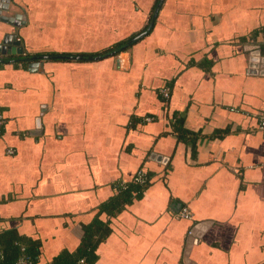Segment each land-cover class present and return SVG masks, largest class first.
Returning <instances> with one entry per match:
<instances>
[{
	"label": "crops",
	"instance_id": "obj_1",
	"mask_svg": "<svg viewBox=\"0 0 264 264\" xmlns=\"http://www.w3.org/2000/svg\"><path fill=\"white\" fill-rule=\"evenodd\" d=\"M158 1L0 0L17 22L0 20V44L23 49L0 53L2 245L11 233L50 264L97 219L94 264H264V75L249 60L264 0H161L144 36L88 59L145 32ZM43 55L85 59L30 70ZM139 172L141 193L100 212Z\"/></svg>",
	"mask_w": 264,
	"mask_h": 264
},
{
	"label": "trees",
	"instance_id": "obj_2",
	"mask_svg": "<svg viewBox=\"0 0 264 264\" xmlns=\"http://www.w3.org/2000/svg\"><path fill=\"white\" fill-rule=\"evenodd\" d=\"M127 42L128 40L118 42L112 45L111 47H109L108 49H106L105 51H103V53H101L102 55L101 54L99 55H101V57L115 56L119 51H124L127 49L126 47H124V45ZM30 57H34V56H30ZM27 58H29V56L24 58L25 61H27ZM24 59L22 61H24ZM163 99L165 100L166 98L163 97ZM178 129L181 130L180 127ZM146 181H147V177H145V181L142 184L129 183L123 186H119L117 195L113 197L108 204L102 205V207L100 208L101 210L100 212L102 213L106 212L108 214H112L120 207L122 203L130 202L131 198L134 195L136 196V194L141 193L142 187L146 184ZM92 226H96L97 227L96 229L99 230L98 232L104 231L103 228L104 223L100 220L95 219V221H93L91 224L86 226V233L82 238L81 244L76 249V251L61 252L59 255L53 258L52 263L50 264H94L96 257L94 255V244L92 240L93 235L92 232L89 230V228ZM6 235L7 236H5V238H7L8 240L6 245H2V243H0V252L2 254V259L0 260V264H16L17 260L22 256H25L28 259L29 264H39L37 258V251H36L37 247L35 246L34 243L30 246H26V245L24 246L22 243H20L19 239H17L11 233ZM81 260L82 263H79V261ZM43 264H48V263H43Z\"/></svg>",
	"mask_w": 264,
	"mask_h": 264
},
{
	"label": "water",
	"instance_id": "obj_3",
	"mask_svg": "<svg viewBox=\"0 0 264 264\" xmlns=\"http://www.w3.org/2000/svg\"><path fill=\"white\" fill-rule=\"evenodd\" d=\"M160 3H161V0L158 1L157 7H156L154 14H153V18H152L148 28L146 29V31L141 33L139 36L135 37L134 39L128 41L124 45V47L131 45L134 41L141 38L142 36H144L149 31V29L152 26L153 20L155 18V15L157 13V10H158ZM18 18L19 17H17V19ZM0 20L7 22V23H10V24L17 25V22H14L13 20H11L9 18L1 17ZM0 53L2 55H22L23 49L21 47L20 41L16 40V38L14 36H11L8 39L6 38V40L4 39L3 44H0ZM250 54H251V57L249 59L251 62L250 66L254 67V66H256L255 64L258 63L259 67L261 68V71L259 73L264 75V44H263L262 48H261V46L260 47L255 46L254 51H252ZM100 57L101 56L88 57V59H98ZM45 59H85V58L84 57H77V56H55V55L34 56V57L27 58V61L30 62L28 64V67L30 68V70L35 71V68L38 64L37 62L40 60H45ZM0 62L5 63V62H9V61L1 59ZM206 224H196L195 226H193V228L190 230V235H188V237H187V241H188L187 247L188 248L190 246V243H194L195 240L197 238H199V233H197V229L203 230L205 228ZM82 232L83 231L81 229L78 230V233L82 234ZM75 234H76V232H75Z\"/></svg>",
	"mask_w": 264,
	"mask_h": 264
},
{
	"label": "built area",
	"instance_id": "obj_4",
	"mask_svg": "<svg viewBox=\"0 0 264 264\" xmlns=\"http://www.w3.org/2000/svg\"><path fill=\"white\" fill-rule=\"evenodd\" d=\"M160 93L164 98H168V96H169L167 88H162V90H160ZM151 120H152L151 117H145L144 118V121H151ZM3 123H4V119L0 114V129L3 126ZM262 126H263V122H261V126H260L261 129L263 128ZM8 153H12V151H8ZM144 181H145V175L143 173H140V172L137 173L135 180H134V183L142 184ZM177 215H178V217L185 219V220H191L192 219L191 213L186 208H182ZM188 234L190 235V231ZM1 259H2V254L0 252V260ZM79 263H82V260L79 261ZM16 264H29V262L25 256H22L17 260Z\"/></svg>",
	"mask_w": 264,
	"mask_h": 264
}]
</instances>
